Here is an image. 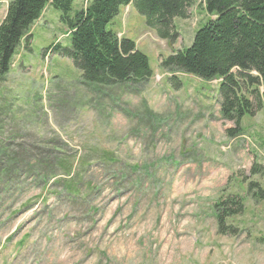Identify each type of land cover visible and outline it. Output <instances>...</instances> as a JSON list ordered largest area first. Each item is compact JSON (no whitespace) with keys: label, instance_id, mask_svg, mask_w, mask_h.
I'll return each mask as SVG.
<instances>
[{"label":"rangeland","instance_id":"rangeland-1","mask_svg":"<svg viewBox=\"0 0 264 264\" xmlns=\"http://www.w3.org/2000/svg\"><path fill=\"white\" fill-rule=\"evenodd\" d=\"M89 1L76 0L73 12ZM9 2L0 0V24ZM208 19L197 0L188 19L174 20L169 42L122 7L109 28L148 56L153 76L100 86L46 53L70 42L61 12L46 7L29 49L22 41L0 75V144L18 169L0 159L14 176L0 179V264H264V202L248 195L251 182L264 188V176L250 174L255 162L264 166V107L229 136L235 123L221 115L220 79L161 66ZM63 160L66 172L56 165ZM230 196L244 212L228 222L239 232L221 235L215 205Z\"/></svg>","mask_w":264,"mask_h":264},{"label":"trees","instance_id":"trees-1","mask_svg":"<svg viewBox=\"0 0 264 264\" xmlns=\"http://www.w3.org/2000/svg\"><path fill=\"white\" fill-rule=\"evenodd\" d=\"M196 1L90 0L85 8L73 12L76 0H10L0 24V75L10 72L16 48L22 41L29 49L32 38L28 31L50 5L61 12L70 42L67 46L51 45L47 54L56 53L72 60L88 84L140 85L153 76L148 56L137 49L134 41L119 38L109 26L122 7L131 6L145 17L147 28L159 39L174 42L178 38L174 20L188 19ZM204 8L209 19L195 33L192 45L163 59L161 66L207 82L221 79V115L235 123L227 134L237 137L242 133V119L254 116L264 107V0H204ZM169 81L176 89L182 87V80L177 77ZM9 154L8 148L0 144V159L8 157L11 171L18 172L13 164L16 160L11 161L15 155ZM67 163L63 160L56 165L66 172L70 169ZM8 173L7 167L2 170L0 165V179H5V184L14 177ZM54 173L52 169L50 174ZM250 174L264 176V166L255 162ZM248 195L256 202H264V188L257 182L248 184ZM215 210L218 233L237 234L238 229L228 226V222L244 212L242 198L230 196L217 203Z\"/></svg>","mask_w":264,"mask_h":264}]
</instances>
